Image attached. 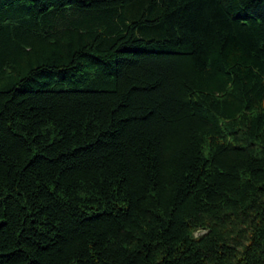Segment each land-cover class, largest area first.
I'll return each instance as SVG.
<instances>
[{
    "label": "trees",
    "instance_id": "16d2710c",
    "mask_svg": "<svg viewBox=\"0 0 264 264\" xmlns=\"http://www.w3.org/2000/svg\"><path fill=\"white\" fill-rule=\"evenodd\" d=\"M0 264H264V0H0Z\"/></svg>",
    "mask_w": 264,
    "mask_h": 264
}]
</instances>
